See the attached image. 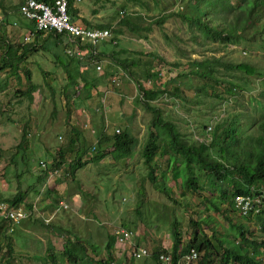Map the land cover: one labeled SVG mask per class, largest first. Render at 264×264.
<instances>
[{
    "label": "rangeland",
    "instance_id": "rangeland-1",
    "mask_svg": "<svg viewBox=\"0 0 264 264\" xmlns=\"http://www.w3.org/2000/svg\"><path fill=\"white\" fill-rule=\"evenodd\" d=\"M182 2V0H82L79 2L81 9H85L86 17L91 18L92 22L96 19L97 24L109 25L117 36L116 45L113 42H106L97 46V49L99 47L100 50L105 49L110 52V57L104 55L97 58L102 66V70L98 72L109 73L105 84L107 90L116 91L119 88L121 91H129L130 87L131 93L128 92L126 96L117 94L112 96V93L97 87L91 90V98L87 99L77 94L74 104L72 99L67 103L64 91L67 81L65 69L60 66L57 57L48 52V49L47 51L38 49L37 65L32 64L30 60L27 62L32 81L39 84L38 89L32 92V99L21 93L28 86L29 76L26 70H18L20 76L12 72L8 73L7 77L0 75V159L3 160L4 155L11 157L12 153L14 154L10 158L11 161H8L12 167L7 166V173L4 174L1 169L3 178L8 182L12 179L11 175L14 176L15 181L19 177L20 186L30 189L28 184L39 179L36 173L40 170V161L50 163L54 156L58 157L61 148L66 150L67 147L69 150L68 143L74 125L83 129L91 155L97 151L94 147L97 145L98 132L105 129L108 130L107 134H112L117 127H127L136 141L134 153L125 161H115L111 157L112 153H109L101 161H92L84 165L74 176L70 174L64 177L61 172V177L57 180L63 188L61 193L64 198L58 196L54 199L57 202H54L52 197L44 206H39L40 200L37 198L36 204L41 213L33 212L28 219L14 225L12 231L11 226L1 225L0 264H44L49 242L57 252H61L64 243L75 242L76 237L80 238V243L87 245L91 256L92 245L97 247L96 260L110 256L114 264H156L150 254L140 257L142 259L133 258L132 263L129 255L134 248V242L137 246L140 242L139 247L144 249L143 247L151 246L148 242L150 237H159L166 246L170 245L173 220L178 221L182 239L183 235L191 237L192 227L189 217L192 214L196 217L200 209L203 211L198 215L199 218H204L203 215L207 212L211 215L208 218L210 223H203L200 226L201 234L208 236L217 248L220 249V246L213 235L216 229L220 234L229 233V239L237 241L236 230L228 226L223 215L213 208L211 210L206 208L203 196L207 194L204 189L196 191L187 189L175 182L171 178L172 172L169 171L162 172L165 174L163 179L158 174V183L165 182L173 187V196L178 201L176 203L168 198L170 196L158 191V188L149 181L148 169L144 165L143 147L149 132H155L156 128L152 126L154 112L148 110L140 101L141 90L136 84V77L141 79L145 87L156 85L155 79L146 78L150 67L147 62L151 60L155 71L161 73L162 81L165 84L172 83L170 87L177 84L182 88L183 95L187 97L181 99L179 96L166 93L152 103L162 110L164 119L174 121L180 131L191 140L209 139L217 122L232 111H243V114L249 117L255 116L260 119L262 117L260 112L264 110V96L260 93L264 89V42L258 39L249 44L239 41L222 46L217 52L209 47L199 48L196 43L189 40L187 27L177 16V13L186 11V4ZM94 10L97 12L95 13ZM167 15L169 16L164 24L156 22L157 18ZM123 17L139 28L134 31L129 26L121 24ZM12 22L13 20L10 21ZM47 35L45 33L40 41L42 42ZM60 49L66 51L64 46ZM55 50L56 47H53L51 51L55 52ZM113 51L116 52L114 55L116 61L111 57ZM213 56H221V62L215 67L217 75L220 76L217 86L219 94L217 96L213 93L196 94L194 87L201 85V79L196 76L180 77L178 74L190 69L192 60L211 59ZM134 57L141 58L145 67L125 68L121 64L123 59ZM55 64L59 66L55 68ZM239 64L251 66L256 73H248L242 66L239 67ZM80 68L84 71L86 65L83 64ZM130 69L135 71L134 74L130 75ZM259 72L262 75H259ZM117 75H119L118 82L112 83V77ZM210 76L211 84H215L213 74ZM230 82L237 87L231 92ZM227 86L229 88L226 89ZM127 87L128 90H124ZM16 98L21 100V105L16 109L21 108L26 113L19 109L20 115L17 118L11 117L7 120L3 111L9 106V101ZM110 101L113 107L107 110L105 107ZM127 122L129 126H125ZM29 134L30 136H27ZM59 136L63 139L61 140ZM78 142L79 145L82 143ZM67 150L66 161H69L71 155ZM168 157L174 159L175 154L170 152ZM155 161L159 173L166 167V163L161 155H157ZM182 170L183 166L179 169L182 173L180 177L183 178ZM47 174L50 173L47 172L45 176ZM54 175L56 177L57 174ZM53 179L54 176L49 179V183H53ZM199 183L201 188H207L205 175L201 174ZM209 192L212 194L211 191ZM2 195L8 194L2 193ZM51 200L53 204H50ZM62 201L69 204L68 209L60 207ZM23 207L31 210L26 205ZM43 212L45 213L42 214ZM229 215L233 221L244 224L249 232L255 231L257 235L261 234L259 217L244 219L233 211H230ZM121 227L132 232L130 242L121 243L117 239L116 230ZM111 238L114 240L111 241ZM189 240L185 239L184 245ZM9 242L12 245V257L7 255ZM108 243L111 245L108 246ZM200 255L202 256V253Z\"/></svg>",
    "mask_w": 264,
    "mask_h": 264
},
{
    "label": "trees",
    "instance_id": "trees-1",
    "mask_svg": "<svg viewBox=\"0 0 264 264\" xmlns=\"http://www.w3.org/2000/svg\"><path fill=\"white\" fill-rule=\"evenodd\" d=\"M43 1L52 2V0ZM182 1V3L186 4V11L177 13V16L181 18L183 24L187 27L189 40L196 43L199 48L209 47L217 52L220 47L228 46L231 43H238L239 41L249 44L258 39L264 42V0ZM74 3H76L75 0H70L68 7L72 22L83 25L84 27L108 28L113 31L112 28H109V25H104V23L93 24L89 19H80ZM94 12L96 13L97 10H94ZM168 16H161L157 18L158 20L156 22L162 25ZM121 24L129 26L134 31L139 28L137 25L128 21V19H125V17L122 18ZM33 26L34 24L32 23V29ZM45 33L48 34V37L46 36L43 41L47 42V44H44V42L40 44L43 48L44 45L49 48L48 43L54 41L53 46L58 48L57 51L52 52L47 48L49 50L48 52H51L52 55L57 57L60 66L65 69L67 81L64 86V91L66 92L67 103L72 99L74 104L77 94L78 96L81 95L80 97L91 98V90L97 87L100 88L104 84L101 78L107 80L109 76L108 72L99 74V70L97 71L95 66L96 61H98L97 58L106 55L108 50H100L99 47L97 49L96 46H91L88 43L84 45L77 43L75 50L81 49L83 55H69L65 50L59 48V43L63 42V40H65L66 49L73 47L64 32L39 31L36 32L33 39L41 38ZM114 39L118 40L116 35ZM103 43L106 42L103 41ZM114 44L116 45L117 43ZM212 45L214 47H210ZM31 47V43L22 45L21 47L9 41H0V50L2 51L0 52V73L8 69L10 71L4 77H7L11 72L12 74L20 76L18 70L21 68L24 69L25 67L26 69L24 70L27 71L29 81H27V89L21 91V93L32 99V92L38 89L39 84H35L32 81L31 73L27 65V55ZM47 49L44 48L43 50L47 51ZM113 53L112 57L116 52L113 51ZM22 61L24 63L20 65ZM220 62L221 56H213L211 59L205 60H192L189 66L190 69L178 75L187 78L196 76L198 79H201V85L194 87L196 94L213 93L217 96L219 94L217 92V86L218 82H220V76L217 75L215 67ZM147 63L150 67L148 68L149 71H147L146 78L155 79L156 85L154 87H145L139 77H136V84L141 90L140 101L148 110L154 112L152 126L156 128V131L149 132V137L143 147L144 165L148 169L147 177L149 181L158 188V191L166 196H170L168 198L176 203L178 201L173 196V187L165 182L163 184L158 183V174L163 179L165 178V174L162 172L169 171L172 172L171 178L180 185L187 187V189L194 191L204 189L207 194L203 196L205 198L206 208H210V210L213 208L221 213L223 218L228 222V226H231L237 232V241H235L229 239V233L223 232V234H220V231L214 228L216 230L213 231V235L220 246V250L208 236L201 234L202 228L200 226L203 223L209 224L210 220L208 218L211 215L207 212L203 215L204 218H199L198 215L203 211L200 209L196 217H193V214L189 217L192 234L189 242L184 245L182 233L178 228V221L173 220V246L171 249L175 260L177 261L178 255L182 252H187L191 248H195L198 252L202 253V256L197 259L195 264H264V197H259L260 207L258 212L247 215L241 214L235 207L234 199L236 194H264V188H262L264 187V110L260 112L262 116L260 119H257L255 116L249 117L243 114V111H232L217 122L209 139L203 141L191 140L180 131L174 121L164 119L162 110L152 103L160 95L166 93L171 94V96H179L181 99H187L183 95L182 88L177 84L171 87L170 85L172 83L165 84L162 81L161 73L155 71L153 61L151 60ZM83 64L86 65L84 71L82 70L83 68H80ZM121 64L125 68L145 67V64L139 57L125 58L121 61ZM238 66H242L248 73H256L247 64H239ZM134 72V70L130 69V75L134 74ZM210 74H213L212 78L216 82L215 84H211ZM258 74L262 75L261 72ZM4 83L7 84L6 82ZM230 84L232 85L231 92L237 87L233 82H230ZM260 93L264 96V89ZM259 102L263 104L262 101ZM106 131L108 130L98 132L97 145L94 147L97 151L91 155V151L86 145L84 132L77 125H74L71 130L72 136L68 143L69 150L66 147L67 153L71 155V161H66V150H64L65 148H61L58 151V157H54L52 162L48 163L50 171L59 170L60 172L58 174L59 176L56 175L54 179H59L61 172H63L62 176L64 177L70 174L74 176L76 171L84 167V165L92 161H101L109 153H112L111 157L115 161H125L130 158L134 153L136 141L129 130L124 128L119 133L114 131L112 134H107ZM27 136H30V134ZM78 141L82 143L79 145ZM170 152L175 154L174 159L168 157ZM157 155H161L166 163V167L159 173L157 172L158 168L155 161ZM181 166H183L182 172L185 178L180 177L182 174L179 171ZM40 170L43 171L42 169ZM201 174L206 176V189L200 186ZM26 194V191L18 189L11 198L5 200L13 204H19L25 200ZM214 194L215 197H213ZM228 210L229 212H237L244 219L254 218L253 216L259 217L261 219V234L257 235L255 231L249 232L244 224L233 221ZM48 226L50 225L48 224ZM79 239V237H76V241L72 243L66 241L61 252H57L55 247L49 242L45 252L46 258L44 259V264H64L65 261L66 264L115 263L110 256L96 260L95 255L98 253L97 247L92 245L93 255L91 256L89 255L87 245L80 243ZM112 240L114 239L111 238ZM110 245L111 243H108V246ZM1 249L2 247L0 245V252ZM11 251L12 245L9 242L7 245V255L9 257H12ZM165 253H168V248L160 246L154 252L151 251L150 257L156 264H160V255ZM133 258L132 256L129 257L132 263L134 262Z\"/></svg>",
    "mask_w": 264,
    "mask_h": 264
},
{
    "label": "built area",
    "instance_id": "built-area-1",
    "mask_svg": "<svg viewBox=\"0 0 264 264\" xmlns=\"http://www.w3.org/2000/svg\"><path fill=\"white\" fill-rule=\"evenodd\" d=\"M70 0H52L43 1V0H22L20 5V13L26 19L31 21L34 26L33 29L26 36V40L30 41L35 36L36 32H48V31H57L64 32L68 41L71 43L73 47L67 48L66 52L69 55L76 54L77 56H82L81 49H76V44L84 45L86 43L91 46H98L103 41L113 43H117V40L114 39L115 34L111 29L108 28H93V27H84L83 25L76 24L71 21V17L68 12ZM77 2H81L82 0H75ZM95 63L96 69L101 70V64L96 61ZM119 80V75L112 77L111 82L116 83ZM100 110V108L98 107ZM97 109V110H98ZM80 127V126H78ZM80 129V128H79ZM123 127L115 128V132L119 133L123 130ZM83 130V129H80ZM106 130V129H105ZM91 132H95V130H91ZM114 132V131H113ZM62 140L63 137L59 136ZM69 160L68 162H70ZM40 169L48 171V178L59 174V170L50 171L49 165L45 161H40ZM54 180V179H53ZM256 197V198H253ZM264 197L262 193H254V194H236L235 196V207L241 212L243 215H247L250 213H257L259 210L260 198ZM22 203L13 204L5 199H0V226L4 227L11 226L10 230H13V226L20 223V221L28 219L31 214H33V210H27V208L23 207ZM60 207L64 209L69 208V204L67 202H60ZM132 232L125 227L118 228L116 230L117 239L121 243H127L131 241ZM139 247L134 244V248L130 252L129 256L134 258H140L144 255L151 254V250L147 247ZM131 250V248H130ZM199 257V253L192 248L188 252H183L179 255L177 261L174 258L172 251H168V253L160 255V264H194L196 263Z\"/></svg>",
    "mask_w": 264,
    "mask_h": 264
},
{
    "label": "crops",
    "instance_id": "crops-1",
    "mask_svg": "<svg viewBox=\"0 0 264 264\" xmlns=\"http://www.w3.org/2000/svg\"><path fill=\"white\" fill-rule=\"evenodd\" d=\"M21 2H22V0H0V41H3V40L9 41V42H12L13 44H15L16 46H21V47H22V45H26L28 43H31L32 47H31L30 51L28 52V55H27L28 59L27 60H30L32 64L34 63V65L35 64L37 65L38 63L36 60H37V55H38V49L39 50L44 49V48L47 49L48 47H45V45H44V48H43V46L40 43H43L44 41L41 42L40 38H38V39L34 38L30 41L26 40V36L32 30V22L27 20L29 22V25H28V22L20 14ZM74 7L77 8L78 15H79L78 17L80 19L81 18H89V17H86V15H84V13H86L85 9H81L80 4L74 3ZM16 15H19V16L17 17ZM89 19L91 21V18H89ZM11 20H13L12 23H10ZM95 20L96 19H94L93 24L95 23ZM44 44H47V42H44ZM48 44H49V48H48L49 50H53V47H56V46H53L54 41H51V43H48ZM59 44H60L59 48H61V46H64V48H65V40H63V42H61ZM57 49L58 48L56 47L55 51H57ZM34 50H35V52H34ZM0 52H2V51L0 50ZM112 54H114V53H112ZM106 55L108 57H110V52H107ZM111 57H112V55H111ZM112 58L116 61L114 56ZM23 63H24V61H22L20 63V65L21 64L23 65ZM57 66H59V64H55V68H57ZM22 70H24V69H22ZM8 71H10V70L6 69L5 71L2 72L5 74H0V75L4 76V75H6V73ZM19 71H20V69H19ZM99 74H101V73H99ZM121 76L122 75H120V77ZM101 80H103L102 83H104V84L102 86H100V89L101 90H107L106 85H105L107 80H105L104 78H101ZM113 90L114 91L107 90L106 92L112 93V96H114L115 94L126 96V95H128V92L131 93L130 87H129V91H123V90L121 91V90H119V88L116 91H115V89H113ZM124 90H128V87L125 88ZM18 105H21V100H19L18 98H16L15 100L9 101V106H6V110L3 111V113H5L7 116V118H6L7 120L11 119V117L17 118L20 115L19 109L21 110V112L26 113L24 110L22 111L21 108L16 109V107ZM29 106H32V105H29ZM111 106L113 107V104L110 101L109 104L105 108L107 110H109L110 108H112ZM24 113L22 116H24ZM76 121H75V123H77ZM128 123L129 122H127L125 126H129ZM120 127H123V126H120ZM12 155H14V154L12 153ZM12 155H11V157H5V155H4L3 160L0 159V193H1L0 197H5V198H0V199H8L7 197H9V198L12 197L17 192L18 189H22L23 191H26V193H27L25 200L22 202V204L28 206L31 210H33L35 207L36 209L33 210V212L37 211V212L41 213L38 206H37L38 204H36V203H38L37 198L40 200L39 206L46 205L50 201V198H52V197H53L52 200H54L58 196H59L58 198H64L62 196V193H61L63 188L61 187L60 181L57 179H54L53 183H49V178L47 177V175L45 176L46 171H44V170L43 171L39 170L38 173H36L37 177H39V179H37L36 182L28 184V186L30 185V189H33V190H30L29 188L24 189V186L20 188V180H19L18 175H17V177H18L17 181H15V179L13 178L14 176H12L11 173H9L11 175L12 179L10 182L6 181L3 178V176H4V174L7 173V169H8L7 166H9V168L12 167V165L8 164L9 163L8 161H11L10 158H12ZM1 169L4 171V174H1L2 173ZM2 193H7L8 195L3 196ZM31 197H34V198H31ZM52 200H51L50 204H53ZM54 202H55V200H54ZM44 213L45 212H43L42 214H44ZM178 227H179V225H178ZM171 231H172V227H171ZM191 234H192V230H191ZM151 235H153V234L151 233ZM171 237H172V234H171ZM187 238L191 239L190 236L187 237V236L183 235V243H184L185 239H187ZM160 240H161V238H159V237L158 238H156V237L155 238H152V237L149 238L148 242L151 245L149 247L151 249V251L154 252L155 250L160 248V246H163L165 248L167 247L169 249L172 248L173 237L171 240L172 243H170V245H167V246L165 243H162V240L160 243L159 242ZM138 245H141L140 242H138ZM155 248H157V249H155Z\"/></svg>",
    "mask_w": 264,
    "mask_h": 264
},
{
    "label": "clouds",
    "instance_id": "clouds-1",
    "mask_svg": "<svg viewBox=\"0 0 264 264\" xmlns=\"http://www.w3.org/2000/svg\"><path fill=\"white\" fill-rule=\"evenodd\" d=\"M20 14H21V13H20ZM22 17H23V16H22ZM23 18H24V17H23ZM191 249H192V248H191ZM191 249H190V250H191ZM194 249H195V248H194ZM169 250L172 251V249H169V248H168V251H169ZM195 250H196V249H195ZM180 251H181V250H180ZM196 251H197V250H196ZM187 252H188V251H187ZM197 252H198V251H197ZM172 253H173V252H172ZM182 253H183V252H182ZM182 253H181V254H182ZM198 253H199V257H200V256H201V255H200L201 253H200V252H198ZM178 256H179V255H178ZM199 257H198V258H199ZM196 262H197V261H196ZM194 264H195V263H194Z\"/></svg>",
    "mask_w": 264,
    "mask_h": 264
}]
</instances>
